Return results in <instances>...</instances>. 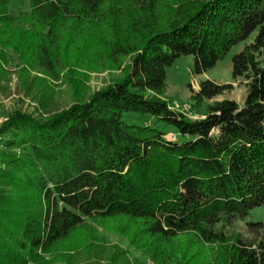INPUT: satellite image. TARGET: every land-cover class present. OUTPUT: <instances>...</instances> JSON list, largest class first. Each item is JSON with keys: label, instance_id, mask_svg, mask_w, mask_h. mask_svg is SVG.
<instances>
[{"label": "trees", "instance_id": "16d2710c", "mask_svg": "<svg viewBox=\"0 0 264 264\" xmlns=\"http://www.w3.org/2000/svg\"><path fill=\"white\" fill-rule=\"evenodd\" d=\"M16 1L31 10L11 15L13 0H0V71L15 50L22 73L66 70L75 100L45 116L18 110L0 127V264H78L102 231L145 255L118 248L123 260L108 264H264V222L246 224L250 239L225 231L264 206V0ZM253 33L233 56L243 107L219 100L196 120L170 110L177 58L193 55L203 73ZM128 57L123 78L86 95L78 68ZM230 88L205 79L192 97L202 105Z\"/></svg>", "mask_w": 264, "mask_h": 264}, {"label": "rangeland", "instance_id": "374dc122", "mask_svg": "<svg viewBox=\"0 0 264 264\" xmlns=\"http://www.w3.org/2000/svg\"><path fill=\"white\" fill-rule=\"evenodd\" d=\"M11 15H18L20 12L28 13L31 10L29 1L13 0L10 7ZM255 33L246 41L240 42L232 47L229 53L218 64L203 73H196L194 68V56L183 55L177 58L174 63L167 69V91L165 97L169 99V108L173 112L181 113L189 119H204L206 116L207 105L223 99L236 100L243 107L245 105L247 95V81L244 78L234 79L233 76V56L243 50L247 43L254 39ZM3 47L0 45V51ZM8 62L1 60L4 64V72L0 71V127L7 120L6 116L18 110L33 113L36 116L47 115L49 112L68 108L73 105L75 100V86L71 84L65 77L66 70H61V76L58 79H52L48 74L38 70L29 69V73L21 72L22 66L18 59V53L15 50H6ZM131 63V57L126 58L123 65L116 69L103 68L84 69L78 68L77 80L86 86V95L103 90L123 78L126 75L124 67ZM24 67V66H23ZM209 79L217 84H230L231 88L225 90L218 97L204 101L202 105H197L192 95L200 89L201 82ZM47 108V109H45ZM132 115V114H131ZM131 120L139 119V123L157 125L163 127L168 138L171 139L175 129L163 124L155 123L154 119L142 116H130ZM137 120H135L136 122ZM180 139V137H178ZM264 222V206L255 207L251 210L250 215L244 220L237 219L232 225L226 226L225 231L232 236L240 234L245 239L252 238L248 232L247 223ZM102 230V229H100ZM100 239L97 241L99 247L89 250L87 253H79L75 255L74 260L78 264H108L110 257L114 256L120 260L122 254L116 252L119 249L127 251L130 259L143 258L145 255L141 250L136 249L130 244L128 238L116 233L102 231ZM104 252H98L101 246ZM217 247V246H214ZM207 253L210 250L206 249ZM49 259V257H46ZM148 264H159L154 259L148 260ZM171 264H182V262L174 261Z\"/></svg>", "mask_w": 264, "mask_h": 264}, {"label": "built area", "instance_id": "2783aa9c", "mask_svg": "<svg viewBox=\"0 0 264 264\" xmlns=\"http://www.w3.org/2000/svg\"><path fill=\"white\" fill-rule=\"evenodd\" d=\"M176 139H177V135L174 134V135H173V140H176Z\"/></svg>", "mask_w": 264, "mask_h": 264}]
</instances>
